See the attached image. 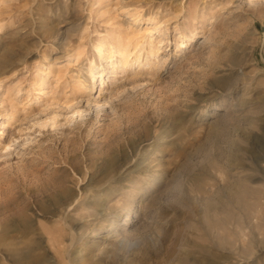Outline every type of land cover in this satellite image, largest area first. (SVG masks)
Listing matches in <instances>:
<instances>
[{"label":"rangeland","instance_id":"374dc122","mask_svg":"<svg viewBox=\"0 0 264 264\" xmlns=\"http://www.w3.org/2000/svg\"><path fill=\"white\" fill-rule=\"evenodd\" d=\"M3 222L57 264H264V0H0Z\"/></svg>","mask_w":264,"mask_h":264},{"label":"bare ground","instance_id":"6f19581e","mask_svg":"<svg viewBox=\"0 0 264 264\" xmlns=\"http://www.w3.org/2000/svg\"><path fill=\"white\" fill-rule=\"evenodd\" d=\"M134 19H135V22H140V19H138V18H134ZM150 23L153 24L154 23V19H151ZM150 32H151V30L147 29V34L143 37V41L140 40L141 42H138L139 43L138 46L142 45L143 43H146L148 45V55L147 56H149V55L151 56L153 53L157 52V50H158V46L153 47L154 46L153 45L154 41L152 39V34H149ZM54 38L59 43H62V40L64 38L63 37V33L61 31L56 32ZM193 38H194V36L185 35V40H182L180 42V44L184 43L185 44L184 46H187L190 42L193 41ZM95 49H96V52L98 53V56H101L103 51H108L111 56H115L116 59L118 60V62L122 63V68L123 69H125L128 65H130V63L128 62V55H129L128 53L129 52L127 50V47H122L120 45L117 46L115 44L113 45V43L112 44L111 43H105L104 44V43L100 42L97 45H95ZM68 57H69L68 59H71L70 58L71 56H68ZM95 72L92 71V70L90 72V76H91L92 79H94ZM81 83H82V80H81ZM79 88L81 90L85 89L84 84L83 83L80 84ZM39 93L42 94V88H40ZM71 198H72L71 195H68V196L63 195V196H61V199H60V202L62 204H64V206L62 208L63 210H62V213H61L59 219H61L62 220L61 222H63V223H65V219H66L65 217H66V214H67L65 212V208H66V206L69 208V205H71V203H72V200L67 201V199L69 200ZM75 202H77V201H75ZM66 228H68V233L67 234H69L70 240H72V237L74 235V231L70 227H66ZM12 231H13V229H12ZM23 231L29 233L28 232V227H23ZM8 233H9V228H8L7 222L1 223L0 224V264H2L1 261H6V262L9 261L12 264H45V262H47V264H57L56 263L57 259H56L55 256H52V257L48 258V260H47V259H45V257L43 255H39V254L35 253V251L38 250V248H39V245L35 244L36 242L34 243V242L29 241V240L26 239L27 241L25 240L22 243V244H24V247H23V246L18 245L19 243L13 241L14 239L13 240L8 239V237H7ZM56 234H58V233H56ZM61 235H59V236L62 237ZM57 237L58 236H56L55 238L57 239ZM60 237L57 239L58 243H56V244H58V245H59V241L61 242V238ZM61 245L57 246V247H60V248L63 249V247H61ZM235 245H236V250L237 251H235V253L231 256V258H232L231 264H254V262H252V263L250 262L252 256L251 255H246L243 252L238 251L240 246H239L238 243H236ZM56 248H54V249L56 250ZM69 248H70V246H69ZM73 254H74L73 257L68 256V257L65 258L66 259L65 262H64L65 264H72L73 261H75V259L79 256V251L78 250H74ZM43 257L45 259V262L42 261Z\"/></svg>","mask_w":264,"mask_h":264}]
</instances>
